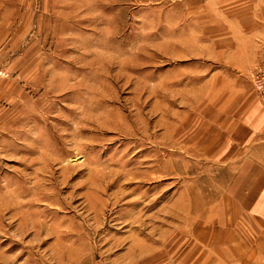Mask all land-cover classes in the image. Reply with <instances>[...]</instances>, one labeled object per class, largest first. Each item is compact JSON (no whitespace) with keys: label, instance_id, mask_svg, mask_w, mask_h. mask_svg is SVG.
Returning a JSON list of instances; mask_svg holds the SVG:
<instances>
[{"label":"rangeland","instance_id":"374dc122","mask_svg":"<svg viewBox=\"0 0 264 264\" xmlns=\"http://www.w3.org/2000/svg\"><path fill=\"white\" fill-rule=\"evenodd\" d=\"M236 1L0 0V264L217 256L229 194L252 183L234 185L242 105L215 95L264 108L247 72L264 37L255 58L207 39Z\"/></svg>","mask_w":264,"mask_h":264},{"label":"crops","instance_id":"0c3cea01","mask_svg":"<svg viewBox=\"0 0 264 264\" xmlns=\"http://www.w3.org/2000/svg\"><path fill=\"white\" fill-rule=\"evenodd\" d=\"M261 3V0H238L234 8L228 7L232 9L227 8L228 11L223 10L219 17H212V21L214 18L221 20L224 34H210L207 39L218 37L224 46H233L238 41L246 43L250 48L248 54L255 58L258 51L257 47L255 52L256 43L264 37V7ZM202 30L205 31L204 27ZM235 61V64H226L224 67L239 68L238 59ZM246 67L249 66L244 65L243 69ZM256 67L247 71L249 80ZM239 82L243 84L242 79ZM253 96L244 94L242 88L236 87L226 92L221 90L215 95L219 99L214 102L224 104V111L231 109L232 105L235 108L242 105L243 110L238 109L239 116H233L236 110L226 112L232 115L231 124L228 125L232 152L240 148L246 151V157L236 165L239 169L234 176V185L248 182L252 185L244 190H238L237 187L235 191L232 189L229 200L233 206L223 211L225 214L216 227L213 248L217 249V256L201 259V264H264V108L251 101ZM224 126H227V122Z\"/></svg>","mask_w":264,"mask_h":264},{"label":"built area","instance_id":"2783aa9c","mask_svg":"<svg viewBox=\"0 0 264 264\" xmlns=\"http://www.w3.org/2000/svg\"><path fill=\"white\" fill-rule=\"evenodd\" d=\"M252 75V85L254 86L256 97L264 104V49L260 54L258 66Z\"/></svg>","mask_w":264,"mask_h":264}]
</instances>
